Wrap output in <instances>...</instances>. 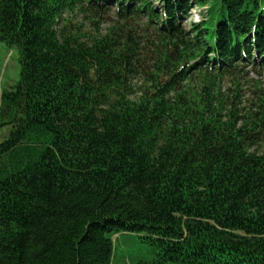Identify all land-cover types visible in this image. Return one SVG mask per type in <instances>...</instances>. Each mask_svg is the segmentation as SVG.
<instances>
[{
  "label": "trees",
  "instance_id": "trees-1",
  "mask_svg": "<svg viewBox=\"0 0 264 264\" xmlns=\"http://www.w3.org/2000/svg\"><path fill=\"white\" fill-rule=\"evenodd\" d=\"M114 7L95 36L65 16ZM0 39L21 66L0 94V264H116L121 233L156 250L135 264H264V91L240 89L264 0H0Z\"/></svg>",
  "mask_w": 264,
  "mask_h": 264
},
{
  "label": "rangeland",
  "instance_id": "rangeland-1",
  "mask_svg": "<svg viewBox=\"0 0 264 264\" xmlns=\"http://www.w3.org/2000/svg\"><path fill=\"white\" fill-rule=\"evenodd\" d=\"M195 6L191 11V20L199 16ZM70 20L73 30H79L82 35H100L105 34L116 25L123 24L124 20L118 22L115 13V7L103 18L95 17L91 13L73 11L65 15ZM146 19L135 20L124 28L134 29L139 40L147 38L145 35ZM185 25V23H183ZM263 60L255 58L253 61H247L243 67V78H241V96L242 107H248L257 96L264 91V65ZM20 60L17 47H12L0 39V94L2 91H8L14 88L20 79ZM145 74L139 72L133 79L134 91L140 89L143 85ZM233 87L231 80H224L222 89L227 91ZM11 131L10 125L0 127V143L4 141ZM264 225V224H263ZM263 230V229H262ZM156 256V250L150 242V239L143 234L121 233L116 236L115 242V262L123 264L125 262L135 264L137 262L151 261Z\"/></svg>",
  "mask_w": 264,
  "mask_h": 264
},
{
  "label": "bare ground",
  "instance_id": "bare-ground-1",
  "mask_svg": "<svg viewBox=\"0 0 264 264\" xmlns=\"http://www.w3.org/2000/svg\"><path fill=\"white\" fill-rule=\"evenodd\" d=\"M193 20V19H192Z\"/></svg>",
  "mask_w": 264,
  "mask_h": 264
}]
</instances>
